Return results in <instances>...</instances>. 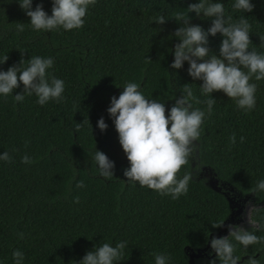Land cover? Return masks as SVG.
Masks as SVG:
<instances>
[{
  "label": "trees",
  "instance_id": "trees-1",
  "mask_svg": "<svg viewBox=\"0 0 264 264\" xmlns=\"http://www.w3.org/2000/svg\"><path fill=\"white\" fill-rule=\"evenodd\" d=\"M189 2L195 0H96L79 29L38 33L16 0H0V56H7L0 69L22 57L52 56L51 74L65 82L58 103L39 105L35 95H25L23 101H13L11 95L0 98V151L12 156L9 162L0 161L2 264H12L15 248L24 252V264H73L94 244L117 240L127 245L116 264H154L156 252L168 254V264H188L185 247L204 246L219 228L213 222L224 221L230 211L224 188H211L203 167L241 195L251 193L250 218L264 222V191L251 190L264 178V79L251 81L257 84L256 105L248 112L222 91L211 93L216 99L213 111L203 120L194 151L177 173L191 176L186 194L170 199L123 175L128 161L106 108L126 81L137 82L146 97L161 100L165 115L184 83L204 99L197 87L200 81L186 72V61L180 69L169 67L178 40L171 35L178 21L171 17L185 11ZM221 2L226 14L240 15L231 9V0ZM37 3L50 14L51 0H32L33 7ZM252 3L251 11L243 13L251 25L250 47L264 52V0ZM160 13L168 18L153 21ZM188 15L190 23L203 28L211 22ZM20 22L23 31L16 28ZM220 38L219 33L209 37L213 51ZM22 91L18 81L11 94ZM192 106L204 107L196 100ZM100 116L108 125L103 131L96 126ZM97 149L114 161L113 176L97 173L91 159ZM24 154L33 162H21ZM81 180L83 187L77 184ZM245 228L255 230L254 224ZM236 254L240 264L252 255L264 264V243L247 250L238 246ZM214 257H198L194 264H207Z\"/></svg>",
  "mask_w": 264,
  "mask_h": 264
},
{
  "label": "clouds",
  "instance_id": "clouds-1",
  "mask_svg": "<svg viewBox=\"0 0 264 264\" xmlns=\"http://www.w3.org/2000/svg\"><path fill=\"white\" fill-rule=\"evenodd\" d=\"M16 2L29 17L27 23L38 33L79 29L84 25L90 7L96 4V0H51L49 14L40 3L33 7L32 0ZM230 7L240 13L237 18L231 13L226 14L225 3L221 0L189 2L184 7L185 11H178L171 17L178 21V26L171 33L178 40L172 45L169 67L180 69L186 61L188 76L193 81H200L197 87L204 97L203 101L194 95L190 83H184L181 94L168 107L165 115L164 103L146 97L135 81H126L122 91L109 98L106 112L128 161L123 175L140 186L168 195L170 199H177L188 191L190 174L186 172L178 177L177 173L194 151L203 120L213 111L216 99L211 93L222 91L244 112L256 105L257 84L251 81L264 79V52L257 51L255 46L250 47L253 45L249 38L251 25L243 15L251 11L254 4L252 0H231ZM189 13L201 19L210 18L209 26L203 28L200 24L190 23ZM167 18L165 13H160L153 21L163 23ZM16 28L23 31L24 23H18ZM217 33L221 38L217 50L213 51L209 47V37ZM6 59V54L0 56V64ZM53 63L52 56L31 55L27 59L22 57L6 70L0 69V98L11 95L13 101H23L25 95H35L39 105L49 100L62 101L65 82L51 74ZM18 81L22 83L23 91L13 95L12 90L18 86ZM192 100L203 103L204 107H193ZM96 126L101 131L107 128L103 116L97 119ZM239 139L242 141L244 138L241 136ZM235 140V134H231L229 141L234 143ZM11 159L9 151H0V161L9 162ZM20 159L26 164L33 162L28 154ZM91 159L95 161L99 176H113L114 161L103 151L93 150ZM77 184L84 186L82 180ZM251 190L264 191V178L258 179ZM251 223L255 230H249L240 223L214 221L212 226H223L227 234L213 235L208 241L215 257L207 264H240V256L236 254L238 246L247 250L250 245L264 243V235H257V231H264V222ZM17 235L23 237L24 234ZM126 245L125 240L94 244L73 264H116L121 261ZM24 255L19 248L12 249V264H24ZM169 259L166 253H153L154 264H168ZM246 264H260V261L252 255L247 257Z\"/></svg>",
  "mask_w": 264,
  "mask_h": 264
},
{
  "label": "water",
  "instance_id": "water-1",
  "mask_svg": "<svg viewBox=\"0 0 264 264\" xmlns=\"http://www.w3.org/2000/svg\"><path fill=\"white\" fill-rule=\"evenodd\" d=\"M204 170V174L208 175L207 183L210 185L211 188L221 191L225 195L228 206H229V215L228 217L223 221L225 224L228 222L237 223L240 220H242L248 213V204L252 203V194H244L241 195L240 192L236 191L232 185H226L223 183H219L218 178L212 174L211 170L207 169L206 167L202 168ZM248 203V204H247ZM242 213L243 217H238V215ZM227 230L223 226H219L218 230L215 232L210 233L208 241L211 239L213 235L219 237L221 235H226ZM207 243L204 246L198 247V248H191L189 246L185 247V251L188 255V264H194V259L198 257H203L207 254V249L210 247L209 243ZM215 253L212 252L211 255H214ZM209 255V256H211Z\"/></svg>",
  "mask_w": 264,
  "mask_h": 264
},
{
  "label": "rangeland",
  "instance_id": "rangeland-1",
  "mask_svg": "<svg viewBox=\"0 0 264 264\" xmlns=\"http://www.w3.org/2000/svg\"><path fill=\"white\" fill-rule=\"evenodd\" d=\"M247 204H248V203H247ZM253 206H254L253 203L248 204V213H247V215H246L242 220H240V221L237 222V223L242 224L244 227H248V226L252 225V223H251L252 220H251V218H250V211H251V208H252ZM238 217H243V214L240 213V214L238 215ZM210 251L212 252L211 249H210ZM210 251L207 249V254H209Z\"/></svg>",
  "mask_w": 264,
  "mask_h": 264
},
{
  "label": "flooded vegetation",
  "instance_id": "flooded-vegetation-1",
  "mask_svg": "<svg viewBox=\"0 0 264 264\" xmlns=\"http://www.w3.org/2000/svg\"><path fill=\"white\" fill-rule=\"evenodd\" d=\"M208 250L210 251V247L208 248ZM211 252V251H210ZM211 254H212V252H211ZM211 254H206V255H204V256H209V255H211Z\"/></svg>",
  "mask_w": 264,
  "mask_h": 264
}]
</instances>
